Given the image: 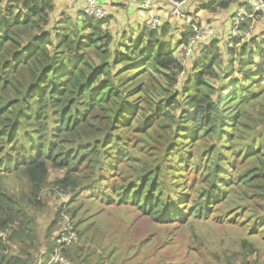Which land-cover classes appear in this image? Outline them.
<instances>
[{
    "label": "trees",
    "instance_id": "obj_1",
    "mask_svg": "<svg viewBox=\"0 0 264 264\" xmlns=\"http://www.w3.org/2000/svg\"><path fill=\"white\" fill-rule=\"evenodd\" d=\"M236 1L211 0L204 8L226 9ZM14 7L0 10V173L15 174L24 180L25 189L18 196L0 183V229H11L9 239L29 235L28 206L41 202L39 193L50 170L62 172L53 182L70 189L72 197L96 189L99 199L131 204L154 222L181 217L168 180L171 158L180 146L179 131L191 139L204 133L212 153L193 216L206 218L222 204H250V227L264 232L263 107L251 126L244 124L245 108L264 98V90L250 81L258 76V84L264 78V50L258 61L241 51L242 67L251 63L255 68L251 73L241 70L250 83L239 86L235 94L214 97L215 87L205 75L218 77L214 65L222 56L211 44L185 88L191 112L182 109L176 117L178 99L152 100V89L164 91L156 75L172 83L179 65L172 48L155 31L147 32V40L139 36L123 42L114 54L113 34L102 21L86 18L81 11L80 29L71 26L70 17H61L65 23L56 40L58 34L51 36L47 27L52 0H17L20 14ZM87 28L89 35L81 42L82 29ZM160 32L167 30L161 27ZM118 63L123 67L115 68ZM139 75L142 83L133 93L130 85ZM145 75L152 84L144 81ZM138 93L142 96L133 98ZM244 127L247 137L240 134ZM133 128L139 135L152 132L154 142L135 145L137 138L129 136ZM111 163L113 170L108 172ZM8 247L0 240V264L31 260L25 244L15 255L4 254ZM241 249L254 248L243 240Z\"/></svg>",
    "mask_w": 264,
    "mask_h": 264
},
{
    "label": "rangeland",
    "instance_id": "obj_2",
    "mask_svg": "<svg viewBox=\"0 0 264 264\" xmlns=\"http://www.w3.org/2000/svg\"><path fill=\"white\" fill-rule=\"evenodd\" d=\"M57 1L60 2L59 6H62V0ZM239 1L237 0L226 9L215 11L204 8L206 3H190L186 7L195 23L208 27V29L212 27L214 30V36L199 39L196 42L191 54H187L183 48L190 35L187 25L170 14V6L162 0H157L153 9L161 19V26L158 29L151 31L148 29L149 13L147 11L145 12L148 19L139 21L142 24L141 27L139 25L138 29L134 30L129 28L130 33L126 32L124 43H129L139 36L147 40V32L155 31L156 37L164 42L168 49L172 48L171 51L172 53L174 51L173 55L179 63L178 67L173 70L172 83H169L170 79L156 75L158 85L164 91L159 88L152 89L153 98H151L154 102L168 97L178 99L180 107H176L174 111L176 117L182 109L189 108L185 88L188 80L192 81L199 70L197 66L200 56L206 48L210 49L211 44L219 49L220 56H222L218 65H214L218 77L205 75L206 80L215 87L214 97L235 94V91H239L250 81L255 88L264 90V78L257 84V80H260L258 76L250 77L253 79L249 81L245 78L247 73L241 74L242 69L245 72H254V65L249 61L250 64L243 68V62L240 61L241 51L245 55L249 53L253 55L254 61L259 60L264 50V15L257 16L252 26L243 23L240 26L242 33L229 37L232 15ZM160 2L163 5H159ZM16 3L17 0H0V10L15 6L14 12L21 13L22 11L16 10ZM163 6L166 7L164 9V12H167L166 17L160 13ZM59 11L60 9L55 11L53 8L49 12L47 26L51 36L58 34L56 40H59V35L63 31H60L62 28L60 26H63L68 17H71L65 10L60 11V14ZM107 14V17L100 20L104 26L109 18L113 17L108 11ZM61 17L65 19L63 22H61ZM80 19V16L76 19L72 18L71 26L80 29ZM122 26L124 23L118 24V35L121 34L119 30ZM161 27L167 30L164 35L160 34ZM245 31H249L248 37L244 35ZM32 32L36 33L35 30ZM87 32H89L88 28L82 29L81 42L87 39L89 35ZM21 44H23L22 47L27 44V39L21 41ZM119 45L122 46L123 42L119 44L116 41L111 47L113 48L111 52L115 54V51L119 50L116 49ZM60 49L63 52L67 51L66 47ZM123 64L118 63L115 68H122ZM135 69L136 67L131 72ZM142 76L139 75L131 83L132 92L142 83ZM146 80L152 84L151 79H147L145 75L144 81ZM138 96H142V93L134 95L133 98ZM261 106L264 109L262 95L256 105L245 108L244 124L246 127L252 125L256 117L255 113ZM188 110L191 112V109ZM129 115H126L123 121ZM240 134L247 137L248 129L242 128ZM129 136H132V139L137 138L135 145L154 142L150 131L145 135H139L133 128ZM195 136V139H191L185 131L178 132L177 139L180 146L175 156L171 158L169 166L168 180L172 184L170 195L178 209L176 213L182 215L181 217L171 218L166 222H154L131 204H119L115 201L99 199L96 196V189L91 193L82 192L72 197L70 189L61 188L53 182L56 177L61 176L62 172L50 170L39 193L41 202L39 201V204L35 206H28V212L32 218L28 227L31 229L29 235L9 239L11 229L8 230L6 237L0 239L7 246H11V249L8 247L4 254H18L22 245L25 244V247L29 248L33 254L27 264H33L42 251L46 254L41 257L40 264H264V232H260L257 226L256 229L250 227L254 220L249 216L250 204H242L243 206L238 203L222 204L206 218L193 216L191 209L205 184L203 176L212 160V153L205 134L198 132ZM112 170L113 163L109 165L107 171ZM110 179L111 177L107 176L105 181L109 183ZM0 183L5 190L18 196L19 192L25 189L24 180L13 173H0ZM256 221H260L259 224L263 222L259 218ZM68 226L75 232L77 240L62 249V261L48 263L55 235ZM243 240L251 244L254 249H241Z\"/></svg>",
    "mask_w": 264,
    "mask_h": 264
},
{
    "label": "built area",
    "instance_id": "obj_3",
    "mask_svg": "<svg viewBox=\"0 0 264 264\" xmlns=\"http://www.w3.org/2000/svg\"><path fill=\"white\" fill-rule=\"evenodd\" d=\"M101 0H86L85 5L81 9L84 16L93 20H102L107 17L106 9L101 5ZM157 0H138L139 7L149 13V21L147 23L148 29L156 30L161 26V19L154 12V4ZM170 6V14L176 19L182 21L187 25L190 35L186 39V44L183 46L187 54H191L199 39L214 36L213 28L204 27L195 23L187 10L190 3H206L209 4L211 0H162ZM259 15H264V0H240L237 4L236 10L232 15V26L229 30V37L240 35V26L243 23L252 26L255 19ZM247 37L249 31L243 32ZM9 228L0 229V239H4ZM77 240L75 232L68 226L61 229L55 235L53 244L50 249L48 263L62 261V249L68 247ZM46 252L42 251L39 257H36L33 264H40V259Z\"/></svg>",
    "mask_w": 264,
    "mask_h": 264
},
{
    "label": "crops",
    "instance_id": "obj_4",
    "mask_svg": "<svg viewBox=\"0 0 264 264\" xmlns=\"http://www.w3.org/2000/svg\"><path fill=\"white\" fill-rule=\"evenodd\" d=\"M52 1L55 4V11L58 9H60V11L65 10L70 14V19H76L79 17V13L86 2V0H62V6H59L60 2L57 0ZM100 2L101 5L108 11L109 15L113 16L112 18H109L105 25L113 34L115 42L117 41L119 44L124 42L123 39L127 35L126 32L130 33L129 28L132 30L138 29V26L140 25L141 27L142 25L139 21L142 19L143 21L148 19L147 13L139 7L138 0H101ZM159 5H163L162 2H160ZM164 9H166L165 6L162 7L160 13L166 17L167 12L165 13ZM120 23H124V26H122L119 30L121 31V34L118 35V24ZM118 47L121 48L122 46L119 45Z\"/></svg>",
    "mask_w": 264,
    "mask_h": 264
}]
</instances>
